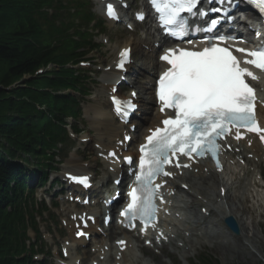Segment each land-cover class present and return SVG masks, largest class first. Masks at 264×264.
<instances>
[{
    "label": "snow or ice",
    "instance_id": "obj_1",
    "mask_svg": "<svg viewBox=\"0 0 264 264\" xmlns=\"http://www.w3.org/2000/svg\"><path fill=\"white\" fill-rule=\"evenodd\" d=\"M218 2L223 3V0ZM151 3L162 25L170 28L171 34L181 37L190 30L183 13L201 17L207 15L205 11L198 10L199 0H151ZM251 3L264 12V0H251ZM211 10L220 11L217 8ZM107 12L118 19L112 5L107 6ZM217 23V20H212L209 27L214 28ZM218 39L223 43L225 37ZM236 51L246 54L245 64L264 72V45L255 49L238 48ZM128 56L129 52L125 49L118 68L124 69L129 62ZM161 59L170 67L158 80L160 110L172 109L175 115L164 119L162 128L151 130L146 143L141 145L139 171L135 176L137 186L129 193L130 203L121 213L126 218L139 219L144 229L150 224L155 227V197L161 185L154 181L158 176L172 175L165 170V166L173 164V158L175 167L187 168L190 165H181L179 156L191 160L210 155L217 169L222 170L220 140L229 135L241 140L245 135L241 129H244L246 133L257 134L264 142V127L259 126L255 117V90L247 82L248 78L256 80L257 76L249 67H242L241 61L228 47L209 38L202 50L168 49ZM132 95L135 96V93ZM113 102L115 110L123 117L135 110L131 100L114 99ZM125 159L132 163L131 157ZM72 179L85 186L89 183L87 177ZM118 243L121 246L125 244L124 241Z\"/></svg>",
    "mask_w": 264,
    "mask_h": 264
},
{
    "label": "trees",
    "instance_id": "obj_2",
    "mask_svg": "<svg viewBox=\"0 0 264 264\" xmlns=\"http://www.w3.org/2000/svg\"><path fill=\"white\" fill-rule=\"evenodd\" d=\"M55 1L60 4V0H0V264H23L14 258L24 252L19 228L25 212L16 201L27 165L38 166L49 158L47 150L53 144L48 139L64 137L62 116L77 114L75 98L57 94L73 87L75 76L61 66L73 55L72 42L66 40L61 49L50 46L65 28L42 10ZM47 63L58 68L35 75Z\"/></svg>",
    "mask_w": 264,
    "mask_h": 264
},
{
    "label": "bare ground",
    "instance_id": "obj_3",
    "mask_svg": "<svg viewBox=\"0 0 264 264\" xmlns=\"http://www.w3.org/2000/svg\"><path fill=\"white\" fill-rule=\"evenodd\" d=\"M146 28V30L144 31L145 33V38L147 40H150V38L153 36V32H152V27H144ZM126 43L124 45H122L123 47L125 45H129V44H133L134 45V52L135 54H137L138 52V45L140 44V40L138 39H128L125 41ZM122 46H118L115 47L112 51V53H114V57H113V62L115 61V57L117 54V51L122 47ZM144 56H147L146 59L144 60H140L141 61V67L142 68H146L147 66L151 67V68H158L161 69L163 66L162 64H160L157 60L156 57H154L153 55H150L148 52H143ZM139 59H142V57H140ZM112 61H110V65L108 70L102 73V80L104 82H108L109 85L111 84V82L114 79V69L113 66L114 64L111 63ZM116 76V75H115ZM133 85L135 86V88L138 90V94L140 98H143V95L149 93L148 89H146V87L143 86V82L139 81V79L134 78L133 79ZM103 88V92H101V98H100V104H107V96L104 98V92L105 90L107 91V87L102 86ZM146 91V92H145ZM149 101V99H148ZM94 113L97 115L98 118H100L99 120L97 119V126L95 127V130H97V132L99 133L98 139L101 142L103 136H107V137H116L120 132H119V125L116 126L113 123V119L110 117V113H108L107 111H102V109L100 108H96ZM259 115L261 116V120L262 123L264 124V112L262 110H259ZM159 115L156 114L154 112L153 114V118H151V124H157L158 120H159ZM144 119L146 120L147 118L144 117ZM102 136V137H99ZM257 147L254 145L253 147H250L249 152H251V150H254ZM230 160H232V158H230ZM70 168L72 169H66L64 170L63 173H72V174H79V172L81 170H85V168H82L79 165H75V166H70ZM198 169V173L197 174H193V170L194 169ZM195 168L192 170V172H184V175L181 176L179 179L181 180V182H184L186 184H190L189 188L190 191H192L191 193H189V198H194V201L191 202L188 206V209L190 208H195V206L198 204H200L201 207L204 208L205 211H208L209 214L214 213L217 215V218L219 220L223 219L224 216L227 215H231L233 217H235L238 221L239 224V230H240V237H242L244 240L249 239L251 236H248L247 234H244L242 232L243 229L249 228V224L250 223H246L243 220V217L248 213V211L243 207V203L245 201V197H239L237 196L238 194L235 192L234 195H231L229 192V189L231 188L232 185H235L239 180L240 177L246 175L247 170H245V168H241L240 170H238V176L234 177V172L236 171L237 167L234 168H230L228 167L225 171L221 172V173H214V172H209L208 175H206L203 172L204 168H209L207 163H203L200 166H195ZM257 170V166H254V169L252 171L253 174H256ZM228 173H231V176H228ZM242 173V175H241ZM254 177V176H252ZM251 177V178H252ZM251 178L248 179V183L251 184ZM104 177L101 178L102 182ZM100 180V181H101ZM195 180H198L200 182L199 185L201 186H196V184L194 183ZM245 188L243 189L244 191H246V188L248 187L247 184H245ZM221 188V189H220ZM224 192V196H220L221 192ZM201 196L200 202L197 201V197ZM186 195V197H188ZM252 199H254L252 197ZM182 200L180 199V201H178V205L181 207L180 212L182 213L181 215H184V209L182 207ZM85 210H87L88 212H90V207H86ZM214 210V211H213ZM177 213H179V211H175ZM186 219V221H184V224L182 225H178L175 227V232H170L172 234H176L177 236L181 233H191V230L193 227H195V225H197V220H198V215H194L193 219H188L187 221V215H185L184 217ZM189 225H188V224ZM202 234H205L204 232L201 231ZM120 239H126L128 243H130V241L127 239L126 236L122 235V237ZM169 239H172L169 237ZM74 243H77V241L73 240ZM253 242V241H252ZM107 244V242H106ZM251 247L256 249V246L251 244ZM251 253V251H249ZM123 254H127V251H125ZM129 258V261L131 264H139V259L138 257H127ZM108 259H112V255L108 257ZM127 261V260H125ZM161 264V263H159Z\"/></svg>",
    "mask_w": 264,
    "mask_h": 264
},
{
    "label": "rangeland",
    "instance_id": "obj_4",
    "mask_svg": "<svg viewBox=\"0 0 264 264\" xmlns=\"http://www.w3.org/2000/svg\"><path fill=\"white\" fill-rule=\"evenodd\" d=\"M105 30H108V27L105 26ZM107 38L110 41V44L106 47V46H100L98 51L91 53L90 55L92 56V60L93 62L96 64V66L93 67H89L91 68L90 71V75H93V77L95 78L96 75H98V77H96L97 79V83L96 85L91 84V93L90 96L85 100V102H83V113H82V121L79 124V128L81 129V134L77 136L76 138V143L75 145H72V147L74 146L75 148H77L76 144L78 145V150H73L75 153L71 154L68 158H66L62 163H61V167L60 168V172L62 171L63 167H67V165H71L72 161L75 160H79L81 161V157H84V159L86 160L85 164H88L89 167L93 170L94 168L98 167V160H95V153L93 151L92 148V142H88L87 145H83L80 142V139L83 136H86V138L92 140L94 143L97 141V139L95 138L96 135V131L92 128V122L95 121V117L92 114L93 111H91V106H94L95 104H98L96 102H98L99 96V90H100V85L101 83L98 82V80L100 79V73L98 72V70L100 68L105 67V65H107L108 63V56L110 53V49L113 47L114 43H117L118 45H122L126 39V37H128V34L126 33H122L121 35L114 36L111 37L106 35ZM105 36V37H106ZM121 38V39H119ZM115 46V45H114ZM141 48V47H140ZM8 81V80H7ZM6 81V82H7ZM4 82V83H6ZM19 83H15L13 87L17 86ZM0 88H2V86H0ZM12 88V87H11ZM5 90H7L6 88H3ZM9 90V89H8ZM40 195H42V193H40ZM247 216H249V220H251V225L253 226V229H251L255 235V246L257 248V250H255L254 248H252V250L255 252V254H251V253H247L245 251L243 252H237L240 251L241 248L243 247L240 239L236 240H232L230 242L227 243L226 246H216L213 249L214 253H211L212 255H214L215 257V261H218V264H264V237L261 234L260 230H259V226L256 222V217L254 213H250ZM251 234V232L249 233V235ZM240 248V249H238ZM255 255V256H254Z\"/></svg>",
    "mask_w": 264,
    "mask_h": 264
}]
</instances>
